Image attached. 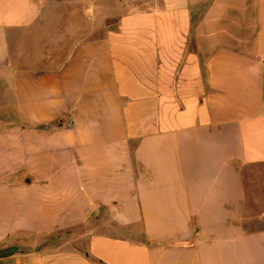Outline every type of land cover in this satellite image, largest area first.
<instances>
[{"label":"crops","instance_id":"0c3cea01","mask_svg":"<svg viewBox=\"0 0 264 264\" xmlns=\"http://www.w3.org/2000/svg\"><path fill=\"white\" fill-rule=\"evenodd\" d=\"M133 2L0 0V264H264V0Z\"/></svg>","mask_w":264,"mask_h":264},{"label":"rangeland","instance_id":"374dc122","mask_svg":"<svg viewBox=\"0 0 264 264\" xmlns=\"http://www.w3.org/2000/svg\"><path fill=\"white\" fill-rule=\"evenodd\" d=\"M133 1L135 0H85V4H95L97 16L99 13H102V16L105 15V13L109 15H123L136 9L138 4L135 5ZM100 21L101 18L99 22ZM5 260L6 259H2L0 262H5Z\"/></svg>","mask_w":264,"mask_h":264},{"label":"water","instance_id":"95a60500","mask_svg":"<svg viewBox=\"0 0 264 264\" xmlns=\"http://www.w3.org/2000/svg\"><path fill=\"white\" fill-rule=\"evenodd\" d=\"M13 253V249L0 251V260L10 257Z\"/></svg>","mask_w":264,"mask_h":264}]
</instances>
